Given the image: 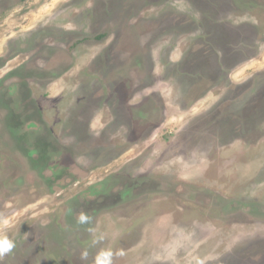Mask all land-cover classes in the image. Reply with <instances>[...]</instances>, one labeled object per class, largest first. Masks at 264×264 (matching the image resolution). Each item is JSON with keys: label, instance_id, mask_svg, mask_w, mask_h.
<instances>
[{"label": "rangeland", "instance_id": "374dc122", "mask_svg": "<svg viewBox=\"0 0 264 264\" xmlns=\"http://www.w3.org/2000/svg\"><path fill=\"white\" fill-rule=\"evenodd\" d=\"M0 221V264H264V0H0Z\"/></svg>", "mask_w": 264, "mask_h": 264}, {"label": "clouds", "instance_id": "9594fccd", "mask_svg": "<svg viewBox=\"0 0 264 264\" xmlns=\"http://www.w3.org/2000/svg\"><path fill=\"white\" fill-rule=\"evenodd\" d=\"M90 217L86 214L81 212L77 217V223L83 225L87 224L90 221ZM3 223L5 228L7 227V221H0ZM95 242V241H94ZM15 248V241L10 239L5 232H0V258L4 257L5 255L10 254L13 249ZM106 257H110L111 253H105ZM98 264H109L108 259L98 261Z\"/></svg>", "mask_w": 264, "mask_h": 264}]
</instances>
